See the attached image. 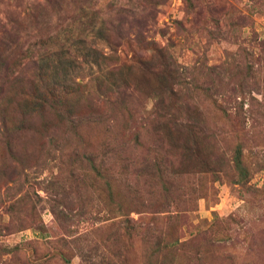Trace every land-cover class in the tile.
I'll use <instances>...</instances> for the list:
<instances>
[{
  "label": "rangeland",
  "instance_id": "rangeland-1",
  "mask_svg": "<svg viewBox=\"0 0 264 264\" xmlns=\"http://www.w3.org/2000/svg\"><path fill=\"white\" fill-rule=\"evenodd\" d=\"M0 264H264V0H0Z\"/></svg>",
  "mask_w": 264,
  "mask_h": 264
},
{
  "label": "trees",
  "instance_id": "trees-1",
  "mask_svg": "<svg viewBox=\"0 0 264 264\" xmlns=\"http://www.w3.org/2000/svg\"><path fill=\"white\" fill-rule=\"evenodd\" d=\"M128 25L129 29H137L136 30V34L133 36V41L135 46L138 47L139 49H141V51H145L147 49H153L156 50L157 48H159V44L157 43V41L153 38L148 39L145 34H142V30L145 29V26L147 24V22L144 19H134V20H130L126 22ZM122 25H124V22L121 21L119 24V30H115V38L117 41V44H121V41L123 39L122 33L120 30H122ZM138 53L139 50H138ZM133 60H137V58L135 57V55L133 56ZM115 85V87H118L119 85L117 84H113ZM179 109L178 111H187V109L190 108L188 103H185L184 105H178ZM186 110H183V109ZM168 153V152H166ZM172 158V153H168L167 155L165 154H159L156 153L155 155H153L151 158L147 159L146 161L143 162V164H140V166H137V172H141L144 175H146L149 178H156V176H161V173H164V170L166 169V165H168L171 161ZM126 188L128 189L127 192L125 193V198L129 199L132 196V194L136 191H134L133 187H130L129 184H126ZM137 193V191H136ZM117 195L118 198H122L120 194H114V196ZM147 197L144 198L142 201H140L139 198L137 203L141 204L142 202H147V206L150 208H153L152 210L154 211H165L166 208H169L170 205H172V200L169 198V195L167 196H163V198L160 200H158V202H152L150 200V197L153 196V191L148 190L147 192ZM112 197V196H111ZM115 201H113L112 203L114 204ZM109 205H111V203H109ZM131 204L127 203V201H122L120 202L119 205H113L112 209L115 208H119L120 211H122L123 215L126 216V221H129L128 218V213L133 209V206H130ZM179 215H175V217H178Z\"/></svg>",
  "mask_w": 264,
  "mask_h": 264
}]
</instances>
